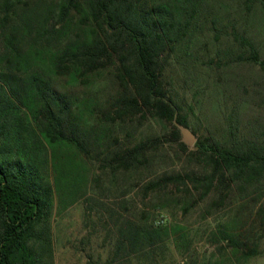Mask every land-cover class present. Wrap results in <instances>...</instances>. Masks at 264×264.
Wrapping results in <instances>:
<instances>
[{"label": "trees", "instance_id": "1", "mask_svg": "<svg viewBox=\"0 0 264 264\" xmlns=\"http://www.w3.org/2000/svg\"><path fill=\"white\" fill-rule=\"evenodd\" d=\"M232 2L264 13V0H0V264H54L55 192L67 196L81 183L79 162L96 158L98 171L132 166L158 141L115 147L108 124L152 112L185 146L174 117L189 124L162 79L170 57L195 63L196 38L215 46L219 67L246 61L264 73V57L229 18ZM106 67L119 88L104 100L89 83ZM234 131L225 144L195 142L212 163L205 192L224 170L232 181L261 177L264 143ZM116 229L117 251L152 249L166 234L129 219Z\"/></svg>", "mask_w": 264, "mask_h": 264}, {"label": "rangeland", "instance_id": "2", "mask_svg": "<svg viewBox=\"0 0 264 264\" xmlns=\"http://www.w3.org/2000/svg\"><path fill=\"white\" fill-rule=\"evenodd\" d=\"M227 8L229 18L264 57L263 11L248 12L235 2ZM195 40V63L184 65L170 57L162 83L175 93L196 141L214 137L225 144L235 130L237 139L264 143V73L259 65L239 61L219 67L209 39ZM112 68H104L89 83L96 91L102 88L97 94L104 100L119 88ZM106 131L107 143L121 149L156 137L158 141L132 166L98 171L96 158L79 162L75 175L81 183L75 180L67 196L55 192L54 264H264V169L259 179L245 183L232 181L224 170L221 182L216 177L205 192L201 183L212 163L195 143L179 145L169 120L136 112L125 123L108 124ZM179 136L181 140V132ZM176 174L184 182L174 179ZM128 219L164 228V241L146 251H117L116 227Z\"/></svg>", "mask_w": 264, "mask_h": 264}, {"label": "water", "instance_id": "3", "mask_svg": "<svg viewBox=\"0 0 264 264\" xmlns=\"http://www.w3.org/2000/svg\"><path fill=\"white\" fill-rule=\"evenodd\" d=\"M174 123L177 125L181 132V141L185 142L186 144H194L197 137L196 135L192 132V130L188 127L183 125L182 123H179L176 120V117H174Z\"/></svg>", "mask_w": 264, "mask_h": 264}]
</instances>
